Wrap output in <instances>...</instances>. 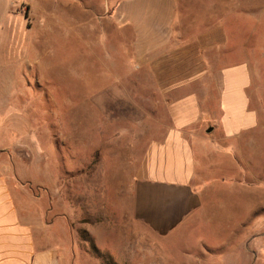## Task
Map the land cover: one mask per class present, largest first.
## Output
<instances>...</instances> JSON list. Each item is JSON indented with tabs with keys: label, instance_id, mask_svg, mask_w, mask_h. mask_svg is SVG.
Returning a JSON list of instances; mask_svg holds the SVG:
<instances>
[{
	"label": "rangeland",
	"instance_id": "rangeland-1",
	"mask_svg": "<svg viewBox=\"0 0 264 264\" xmlns=\"http://www.w3.org/2000/svg\"><path fill=\"white\" fill-rule=\"evenodd\" d=\"M176 1L0 0V172L20 208L22 194L52 224L63 264H264V186L238 179L232 152L211 144L196 153L208 178L189 220L159 238L132 218L139 158L171 126L154 78L136 70L140 17H158L160 34L176 21L189 40L220 30L211 67L248 64L259 121L238 143L264 180V0Z\"/></svg>",
	"mask_w": 264,
	"mask_h": 264
},
{
	"label": "crops",
	"instance_id": "crops-1",
	"mask_svg": "<svg viewBox=\"0 0 264 264\" xmlns=\"http://www.w3.org/2000/svg\"><path fill=\"white\" fill-rule=\"evenodd\" d=\"M169 1V7L178 6L176 0ZM175 14L174 10V17ZM140 18L141 30L134 43L139 50L136 70L146 68L154 78L155 92L168 104L171 126L164 138L150 142L139 158L131 186V215L154 235L165 238L201 206L200 186L208 175L207 170L204 176L197 169L196 153L207 151L208 144L215 151L232 152L240 169L235 173L238 179L246 174L250 178L248 185L264 186V180L259 179L256 169H251L252 161L241 153L238 143L242 135L258 126L259 113L252 108L248 92V64L211 67V49L220 48L225 40L220 30L200 32L189 40L186 33L179 31L176 21L172 35L158 32V17L155 23H149L147 16ZM146 25L152 26L151 30ZM167 46L169 50L158 55L157 50ZM224 56L215 54L213 59L219 63ZM193 85H198L203 95L196 93ZM212 92L215 96L209 98ZM211 103L215 105L213 111L202 110L203 104ZM208 123L216 128L213 138L201 133ZM208 128L212 130V126ZM228 178L236 180L233 176ZM19 198L22 208L16 203L9 177L0 172V264H63L61 244L52 242V224L36 221V212L22 194Z\"/></svg>",
	"mask_w": 264,
	"mask_h": 264
},
{
	"label": "water",
	"instance_id": "water-1",
	"mask_svg": "<svg viewBox=\"0 0 264 264\" xmlns=\"http://www.w3.org/2000/svg\"><path fill=\"white\" fill-rule=\"evenodd\" d=\"M211 130V128H208L207 131L209 132Z\"/></svg>",
	"mask_w": 264,
	"mask_h": 264
}]
</instances>
